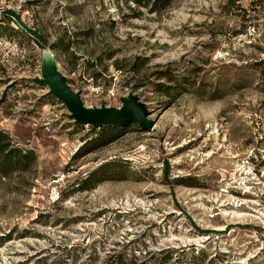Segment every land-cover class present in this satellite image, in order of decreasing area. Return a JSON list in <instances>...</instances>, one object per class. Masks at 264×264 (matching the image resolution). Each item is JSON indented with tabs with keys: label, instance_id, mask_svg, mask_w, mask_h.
Listing matches in <instances>:
<instances>
[{
	"label": "rangeland",
	"instance_id": "1",
	"mask_svg": "<svg viewBox=\"0 0 264 264\" xmlns=\"http://www.w3.org/2000/svg\"><path fill=\"white\" fill-rule=\"evenodd\" d=\"M46 46L151 129L83 151L100 129L34 81ZM0 130L34 155L0 162V264H264V0H0Z\"/></svg>",
	"mask_w": 264,
	"mask_h": 264
},
{
	"label": "water",
	"instance_id": "2",
	"mask_svg": "<svg viewBox=\"0 0 264 264\" xmlns=\"http://www.w3.org/2000/svg\"><path fill=\"white\" fill-rule=\"evenodd\" d=\"M41 76L34 81L44 85L48 93L62 102L68 116L75 124L99 129L104 125L136 122L143 130H150L153 120L148 118L150 111L137 94L130 93L120 99V106L88 107L84 105L79 91L73 90L66 77L58 69L54 53L48 46L41 49Z\"/></svg>",
	"mask_w": 264,
	"mask_h": 264
},
{
	"label": "trees",
	"instance_id": "3",
	"mask_svg": "<svg viewBox=\"0 0 264 264\" xmlns=\"http://www.w3.org/2000/svg\"><path fill=\"white\" fill-rule=\"evenodd\" d=\"M132 1L135 5L146 9L149 13H157L167 7L170 6L172 0H128ZM126 123L121 124H107L102 126L99 133L89 140V142H85L83 147L85 148L83 151L88 152L91 149H95L105 143H108L118 137L121 134V130L118 127L124 125ZM91 127V126H90ZM91 130H94L91 127ZM94 144V145H92ZM92 145V146H90ZM90 148H87L89 147ZM79 148V149H80ZM28 157L34 159L33 152L31 150H22L21 148L13 147L10 143V139L8 136L0 130V162L3 165L2 168H9L12 167L13 164H17L20 161L26 160ZM104 166L98 167L96 170L88 173V175L82 179V184H86L91 182V185L84 186V189L92 188L95 184L102 181L101 178L96 177L97 173L103 168Z\"/></svg>",
	"mask_w": 264,
	"mask_h": 264
}]
</instances>
